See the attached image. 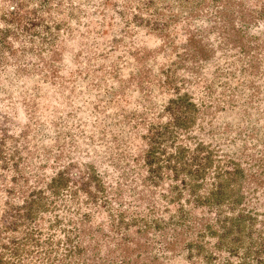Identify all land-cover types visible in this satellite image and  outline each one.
Instances as JSON below:
<instances>
[{"label": "rangeland", "instance_id": "1", "mask_svg": "<svg viewBox=\"0 0 264 264\" xmlns=\"http://www.w3.org/2000/svg\"><path fill=\"white\" fill-rule=\"evenodd\" d=\"M0 264H264V0H0Z\"/></svg>", "mask_w": 264, "mask_h": 264}]
</instances>
